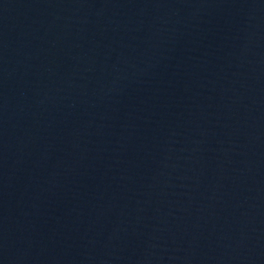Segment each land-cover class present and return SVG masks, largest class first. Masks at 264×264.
I'll use <instances>...</instances> for the list:
<instances>
[{
  "label": "water",
  "instance_id": "water-1",
  "mask_svg": "<svg viewBox=\"0 0 264 264\" xmlns=\"http://www.w3.org/2000/svg\"><path fill=\"white\" fill-rule=\"evenodd\" d=\"M0 264H264V0H0Z\"/></svg>",
  "mask_w": 264,
  "mask_h": 264
}]
</instances>
